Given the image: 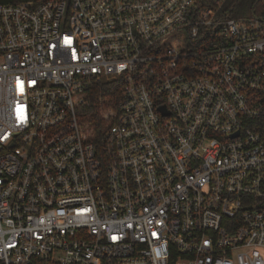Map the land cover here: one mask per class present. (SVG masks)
Returning <instances> with one entry per match:
<instances>
[{"label": "built area", "instance_id": "1", "mask_svg": "<svg viewBox=\"0 0 264 264\" xmlns=\"http://www.w3.org/2000/svg\"><path fill=\"white\" fill-rule=\"evenodd\" d=\"M0 264H264V0L0 5Z\"/></svg>", "mask_w": 264, "mask_h": 264}, {"label": "trees", "instance_id": "2", "mask_svg": "<svg viewBox=\"0 0 264 264\" xmlns=\"http://www.w3.org/2000/svg\"><path fill=\"white\" fill-rule=\"evenodd\" d=\"M49 0H0V5H17L25 2L41 4ZM85 100L89 106L81 109V116L93 131L94 138L99 143L105 131V121L100 117V112L107 108L114 107L119 97L118 81L100 82L94 85L91 90L85 92Z\"/></svg>", "mask_w": 264, "mask_h": 264}]
</instances>
